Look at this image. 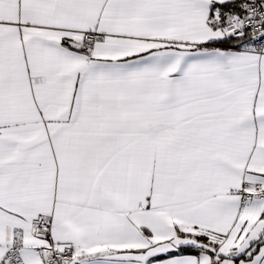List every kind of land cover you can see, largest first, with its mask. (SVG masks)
<instances>
[{
    "label": "snow or ice",
    "instance_id": "obj_1",
    "mask_svg": "<svg viewBox=\"0 0 264 264\" xmlns=\"http://www.w3.org/2000/svg\"><path fill=\"white\" fill-rule=\"evenodd\" d=\"M0 264H264V0H0Z\"/></svg>",
    "mask_w": 264,
    "mask_h": 264
}]
</instances>
